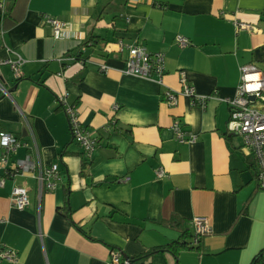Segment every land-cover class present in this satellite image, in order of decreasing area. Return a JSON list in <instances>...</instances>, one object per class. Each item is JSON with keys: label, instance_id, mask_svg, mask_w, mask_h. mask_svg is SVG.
<instances>
[{"label": "crops", "instance_id": "0c3cea01", "mask_svg": "<svg viewBox=\"0 0 264 264\" xmlns=\"http://www.w3.org/2000/svg\"><path fill=\"white\" fill-rule=\"evenodd\" d=\"M0 4V58L9 49L24 60L20 78L4 67L10 95L0 93V162L4 133L20 143L7 168L0 167V250L16 252L17 262L0 256V264H108L112 252L131 264L262 261L264 189L254 155L240 135L228 133L227 100L236 96L244 66L264 74V0ZM45 16L65 24L64 38H54ZM178 35L190 45L180 47ZM131 45L165 55L162 85L124 73ZM182 72L209 97L205 107L185 97L167 103V89H182ZM62 97L98 139L90 159L73 136ZM175 122L197 141L180 144ZM25 159L35 170L7 174ZM55 164V189L39 198L38 165ZM16 188L29 195L23 211L12 201ZM195 218H206L211 232L176 258L169 245L185 241L184 224L193 243Z\"/></svg>", "mask_w": 264, "mask_h": 264}, {"label": "built area", "instance_id": "2783aa9c", "mask_svg": "<svg viewBox=\"0 0 264 264\" xmlns=\"http://www.w3.org/2000/svg\"><path fill=\"white\" fill-rule=\"evenodd\" d=\"M4 9V5L0 4V10ZM46 23L53 28V36L56 40L65 37V24L53 17L45 16ZM240 29L251 30L252 28L246 24H239ZM177 44L185 48L190 45V40L182 35L176 37ZM10 54L6 58H0V93L4 96H9V81L4 75V67L9 66L11 69V76L13 78H20L21 67L24 63L23 58L15 52L8 49ZM128 59L126 60V67L124 73L144 79H154L157 83L163 84V79L166 74V57L163 53H151L143 46L131 45L128 47ZM102 71L107 69L106 65H100ZM182 89L174 91L167 89V103L169 105H177L178 97H185L191 101L192 106L205 107L209 97L201 96L196 92V89L187 82L185 74L181 73ZM251 98H254L252 100ZM61 102L65 107L71 131L75 140L82 147L84 155L90 159L97 148L98 139L94 137L89 130L83 127L79 118L77 110L73 106L66 103L64 97ZM230 106V118L228 121V133L232 135H240L244 139L245 146L249 148L255 157L257 166V181L260 188L264 189V74L253 65H246L241 69V80L237 87L236 96L227 100ZM173 131L176 139L180 144H193L197 141V136L188 134L180 126L178 122L173 125ZM1 145L3 154L0 162V167L6 169L9 164L10 155L16 152L20 147L19 141L11 134L4 133L1 136ZM36 166L29 159L16 161V167L9 169L7 174L15 176L20 172H31L35 170ZM38 191L39 198L44 192L55 189L56 180L58 179V165L55 164L48 168H43L38 165ZM165 171L159 168L156 172L157 177H163ZM129 178H125L128 181ZM5 184V178L0 177V187ZM12 201L14 206L23 211L29 205V195L26 189L16 188L13 191ZM195 230V238L192 245L197 246L199 239L211 232V225L206 218H195L193 220ZM0 256L8 263H16V252L10 249H1ZM258 264H264V258ZM129 258H123L119 252L111 253V260L108 264H131Z\"/></svg>", "mask_w": 264, "mask_h": 264}, {"label": "trees", "instance_id": "16d2710c", "mask_svg": "<svg viewBox=\"0 0 264 264\" xmlns=\"http://www.w3.org/2000/svg\"><path fill=\"white\" fill-rule=\"evenodd\" d=\"M176 223L177 222H175V221H173V220H171L170 222H168V224L170 225V226H176ZM187 225L188 224H184V229L183 230H185L184 232H183V236H185V234L186 233H188L187 235V238H185L184 240V242H180V241H176V242H174V243H172V244H170L169 245V248H170V250L173 252V254L175 255V257L177 258L178 257V255H179V253L182 251V250H185V249H188V248H192V247H196V246H192V243H189L188 242V238H189V236L191 237L192 236V234H190V232H189V228L187 227ZM178 226L179 227H181V224H179L178 223ZM188 231V232H187ZM186 232V233H185ZM193 238H195V234L193 235ZM201 240V238L199 239V241ZM261 258H264V252L260 255V257H259V260L261 259ZM258 260V261H259ZM133 262H134V260H133ZM257 264V263H256Z\"/></svg>", "mask_w": 264, "mask_h": 264}, {"label": "rangeland", "instance_id": "374dc122", "mask_svg": "<svg viewBox=\"0 0 264 264\" xmlns=\"http://www.w3.org/2000/svg\"><path fill=\"white\" fill-rule=\"evenodd\" d=\"M237 139L241 141L242 145L245 146L244 139L241 136H238Z\"/></svg>", "mask_w": 264, "mask_h": 264}, {"label": "water", "instance_id": "95a60500", "mask_svg": "<svg viewBox=\"0 0 264 264\" xmlns=\"http://www.w3.org/2000/svg\"><path fill=\"white\" fill-rule=\"evenodd\" d=\"M11 92V91H10ZM252 100H254V98H251ZM125 258H128L127 256H124Z\"/></svg>", "mask_w": 264, "mask_h": 264}]
</instances>
